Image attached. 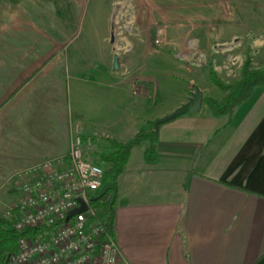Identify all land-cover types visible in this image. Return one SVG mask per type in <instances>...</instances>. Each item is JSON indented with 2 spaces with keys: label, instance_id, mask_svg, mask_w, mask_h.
Returning <instances> with one entry per match:
<instances>
[{
  "label": "crops",
  "instance_id": "obj_1",
  "mask_svg": "<svg viewBox=\"0 0 264 264\" xmlns=\"http://www.w3.org/2000/svg\"><path fill=\"white\" fill-rule=\"evenodd\" d=\"M11 32L0 47V216L19 198L21 170L66 155L69 129L106 148L108 140L125 143L191 94L185 86L174 105L150 106L111 67L102 83L108 102L68 123L70 66L50 59L52 44ZM82 69L75 81L99 82L100 68ZM203 109L159 126L155 162L144 159L147 142L132 149L115 198L118 264H264V90L230 115Z\"/></svg>",
  "mask_w": 264,
  "mask_h": 264
},
{
  "label": "rangeland",
  "instance_id": "obj_2",
  "mask_svg": "<svg viewBox=\"0 0 264 264\" xmlns=\"http://www.w3.org/2000/svg\"><path fill=\"white\" fill-rule=\"evenodd\" d=\"M0 19L1 48L9 45L12 29L23 30L31 43L52 44V61L70 66L68 123L77 116L90 119L92 103L108 102L102 83L108 84L114 55L117 79L129 82L134 98L160 109L174 105L185 86L190 93L195 85L204 96H222L208 79V67L228 84L246 60L264 69V0H0ZM87 65L100 68V80L86 86L72 77ZM75 134L69 129L68 151ZM90 148L86 159L105 171L99 157L108 146L91 140Z\"/></svg>",
  "mask_w": 264,
  "mask_h": 264
},
{
  "label": "built area",
  "instance_id": "obj_3",
  "mask_svg": "<svg viewBox=\"0 0 264 264\" xmlns=\"http://www.w3.org/2000/svg\"><path fill=\"white\" fill-rule=\"evenodd\" d=\"M90 146V138L76 135L65 157L47 159L19 174V198L4 214L15 213L16 232H35L19 238L7 264H118L114 237L105 234L90 202L104 179L103 167L85 157ZM78 200L86 210L65 222L80 206Z\"/></svg>",
  "mask_w": 264,
  "mask_h": 264
},
{
  "label": "trees",
  "instance_id": "obj_4",
  "mask_svg": "<svg viewBox=\"0 0 264 264\" xmlns=\"http://www.w3.org/2000/svg\"><path fill=\"white\" fill-rule=\"evenodd\" d=\"M151 35L154 38V32H151ZM207 70L210 83L224 95L219 101L208 96L203 97V108L214 118L230 115L235 108L250 97L255 89L264 90V69H253L249 60L243 63L238 79L230 84L222 82L213 68L208 67ZM153 123L154 121L150 123L148 130L138 131L132 139L125 143L108 140L107 151L99 157L100 162L106 166L103 184L105 182L117 184L130 158L132 149L143 142L148 144L144 152L145 161L147 163L155 162L158 132L153 130ZM91 206L95 210L96 218L103 222L105 234L113 236L115 200L112 201L111 192H107L98 201L91 203ZM14 221V212L9 216L5 214L0 216V264L8 263V258L16 250L20 237L35 232L32 230L23 233L16 232L12 228Z\"/></svg>",
  "mask_w": 264,
  "mask_h": 264
},
{
  "label": "water",
  "instance_id": "obj_5",
  "mask_svg": "<svg viewBox=\"0 0 264 264\" xmlns=\"http://www.w3.org/2000/svg\"><path fill=\"white\" fill-rule=\"evenodd\" d=\"M117 69H118V57L117 55H114L112 62V70L117 71ZM191 90L192 92L185 103L181 104L170 114L154 121L153 123L154 131H157L159 126L162 124L172 121L185 114H196L202 109L203 97H204L203 92L195 85L191 86ZM109 191L112 194V201H114L117 195V184L112 182H105L98 191V193L90 197V202L93 203L98 201L100 198L104 196V194H106ZM78 203L80 204V206L67 214L65 222H67L74 215L82 213L86 210V207L81 203L80 200H78Z\"/></svg>",
  "mask_w": 264,
  "mask_h": 264
}]
</instances>
